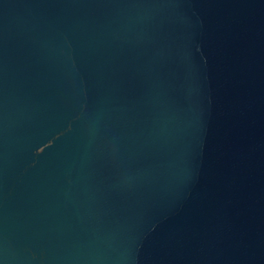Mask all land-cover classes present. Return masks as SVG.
Listing matches in <instances>:
<instances>
[{
    "label": "water",
    "instance_id": "obj_1",
    "mask_svg": "<svg viewBox=\"0 0 264 264\" xmlns=\"http://www.w3.org/2000/svg\"><path fill=\"white\" fill-rule=\"evenodd\" d=\"M0 264H264V0H0Z\"/></svg>",
    "mask_w": 264,
    "mask_h": 264
}]
</instances>
